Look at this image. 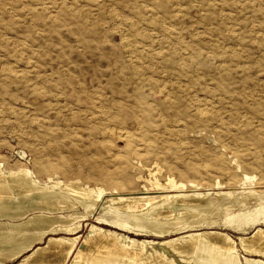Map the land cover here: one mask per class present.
Listing matches in <instances>:
<instances>
[{
	"label": "rangeland",
	"instance_id": "obj_1",
	"mask_svg": "<svg viewBox=\"0 0 264 264\" xmlns=\"http://www.w3.org/2000/svg\"><path fill=\"white\" fill-rule=\"evenodd\" d=\"M0 7L3 168L108 189L83 162L113 171L114 151L127 156L132 180H195L203 189L219 180L227 189L231 176L264 175V0H0ZM145 108L149 124L141 121ZM124 110L136 118L123 121ZM93 125L135 139L130 145ZM60 160L70 171L43 172ZM99 204L82 239L112 216ZM234 214L225 219L234 222Z\"/></svg>",
	"mask_w": 264,
	"mask_h": 264
},
{
	"label": "bare ground",
	"instance_id": "obj_2",
	"mask_svg": "<svg viewBox=\"0 0 264 264\" xmlns=\"http://www.w3.org/2000/svg\"><path fill=\"white\" fill-rule=\"evenodd\" d=\"M141 111V121L149 124L150 111ZM135 114L124 110L123 121L135 119ZM106 127L93 125L90 130H104L130 145L135 139ZM126 157L111 152L108 160L117 165L113 171L84 159L93 179L108 189L50 177L40 182L23 166L11 170L0 165V264H239V253L244 264H264V220L259 222L264 219V175L231 176L227 189L219 180L211 189L171 177L160 182L137 175L132 180L124 167ZM69 163H46L42 170L70 171ZM99 203L102 212L112 216L92 223L82 239L83 223ZM231 211L234 222L225 219Z\"/></svg>",
	"mask_w": 264,
	"mask_h": 264
}]
</instances>
